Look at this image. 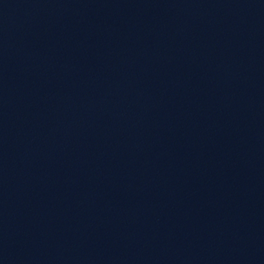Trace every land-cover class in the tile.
<instances>
[{"label": "water", "instance_id": "1", "mask_svg": "<svg viewBox=\"0 0 264 264\" xmlns=\"http://www.w3.org/2000/svg\"><path fill=\"white\" fill-rule=\"evenodd\" d=\"M0 264H264V0H0Z\"/></svg>", "mask_w": 264, "mask_h": 264}]
</instances>
